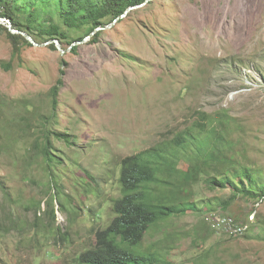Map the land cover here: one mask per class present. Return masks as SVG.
Wrapping results in <instances>:
<instances>
[{
    "label": "rangeland",
    "instance_id": "obj_1",
    "mask_svg": "<svg viewBox=\"0 0 264 264\" xmlns=\"http://www.w3.org/2000/svg\"><path fill=\"white\" fill-rule=\"evenodd\" d=\"M46 6H35L34 26L47 27L42 16L52 17L67 34L63 48L77 51L52 50L53 40L35 30L39 45L14 55L3 27L13 24L0 16V264H80L96 231L115 216L121 159L196 123L218 124L224 111L233 157L217 164L216 174L253 168L260 197H233L242 175L209 189L202 179L162 174L170 201H194L199 209L159 215L140 249L157 252L161 264H264V0H147L104 26L97 41L92 33L79 43L86 27H68ZM28 12L18 8L26 24ZM60 77L54 110L49 91ZM22 100L35 116L17 107ZM18 114L31 117L33 133L7 123ZM41 120L74 136V144L52 136L63 157L52 176L43 156L29 158ZM179 167L188 161L181 158ZM224 219L245 229L227 228Z\"/></svg>",
    "mask_w": 264,
    "mask_h": 264
},
{
    "label": "trees",
    "instance_id": "obj_2",
    "mask_svg": "<svg viewBox=\"0 0 264 264\" xmlns=\"http://www.w3.org/2000/svg\"><path fill=\"white\" fill-rule=\"evenodd\" d=\"M40 1H44L48 9L54 5L68 27H86L85 36H80L76 41L83 40V37L93 32L90 37L97 41L101 34V30H96L97 27L106 26L123 14L128 7L143 4L147 0H4L0 16L9 18L15 29L30 34L34 39L33 34L36 33L35 30H38L42 35H46L47 41L58 39L61 42L62 39L67 38V34L52 17L42 16V19L48 23L47 27L34 26L37 21L35 6ZM18 8L29 9L27 24L19 16ZM3 27L12 41L14 55L21 53L23 45H33L24 34L14 33L8 27ZM49 46L52 50L58 49L54 41ZM72 50L77 51V48L74 46ZM2 66L10 69L12 61L3 62ZM61 72L64 74V69ZM62 84L63 77H60L49 91L52 95L54 110L58 106L59 90ZM3 101L4 97L0 94V120L5 117ZM17 105V107H25L33 116L36 115L30 100H22ZM218 114L216 118L218 124L196 123L171 139L121 159L119 175L121 195L115 198L113 203L115 216L107 227L96 231L95 244L81 252L78 257L80 264H161V258L157 252H146L140 249L146 232L159 215L168 216L171 213L180 215L185 214L189 209H199L194 201H170L164 194L165 187L159 186L162 174H167L164 176L169 179L177 178L171 177L172 174H179L180 180L192 182L202 179L209 189L225 188L228 183H232L230 182L233 180L232 176L242 175L233 197L240 193L247 198L260 197L259 183L251 182L256 177L253 168L242 166L233 172L226 168L225 174L221 176L216 174V165L226 166L227 162L231 163L233 157L229 153L233 142L229 138L228 113L224 111ZM6 121L11 128L20 132L33 133L34 131L31 117L23 116V114L6 117ZM44 123L45 125L42 124V120L35 123L34 128L40 131V134L34 140L29 158L43 156L48 167L51 168L50 176H52V168L60 165L63 158L54 151L52 136L64 140L67 144L75 142L72 134L52 130L47 125L49 121ZM181 158L188 161V167L185 169L179 167ZM213 170L214 173H211ZM157 185L160 192L156 190ZM232 199V197L226 200L221 199V207L227 208Z\"/></svg>",
    "mask_w": 264,
    "mask_h": 264
},
{
    "label": "water",
    "instance_id": "obj_3",
    "mask_svg": "<svg viewBox=\"0 0 264 264\" xmlns=\"http://www.w3.org/2000/svg\"><path fill=\"white\" fill-rule=\"evenodd\" d=\"M142 4H138V5H134V6H130L131 8H135V7H137V6H141ZM105 27H97L96 28V30H102V29H104ZM12 32H14V33H22V34H24L26 37H27V39L32 43V44H34V45H39V43L30 35V34H28V33H26V32H24V31H20V30H18V29H12L11 30ZM94 33V32H93ZM53 41L56 43V46H57V48H58V50H60V52L61 53H66V51H68V50H70L71 48H72V45L68 48V49H65V48H63V46H62V44L60 43V41L58 40V39H53ZM79 42H81V41H77V43H79ZM44 44H48V42H45ZM74 44H76V42L74 43Z\"/></svg>",
    "mask_w": 264,
    "mask_h": 264
},
{
    "label": "built area",
    "instance_id": "obj_4",
    "mask_svg": "<svg viewBox=\"0 0 264 264\" xmlns=\"http://www.w3.org/2000/svg\"><path fill=\"white\" fill-rule=\"evenodd\" d=\"M225 222V225L227 226V228H230V229H234L235 231H243L245 229V226H242V225H245V224H237L235 222H233V220L231 219H227V220H223Z\"/></svg>",
    "mask_w": 264,
    "mask_h": 264
},
{
    "label": "bare ground",
    "instance_id": "obj_5",
    "mask_svg": "<svg viewBox=\"0 0 264 264\" xmlns=\"http://www.w3.org/2000/svg\"><path fill=\"white\" fill-rule=\"evenodd\" d=\"M5 18V17H4Z\"/></svg>",
    "mask_w": 264,
    "mask_h": 264
}]
</instances>
